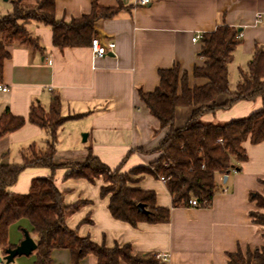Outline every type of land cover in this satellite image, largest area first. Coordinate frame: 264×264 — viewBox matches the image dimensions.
<instances>
[{
    "label": "crops",
    "instance_id": "1",
    "mask_svg": "<svg viewBox=\"0 0 264 264\" xmlns=\"http://www.w3.org/2000/svg\"><path fill=\"white\" fill-rule=\"evenodd\" d=\"M93 1L56 0V18L69 22L89 13ZM96 1L100 6L118 7L114 16L98 19L95 25L93 38L115 42V48L104 56H94L91 44L55 46L52 28L35 20L28 21L26 27L39 46L10 43L11 56L5 61L0 82L7 87L6 91L0 89V118L8 109L27 122L0 137V163L19 164L22 152L30 145L45 147L49 131L28 117L32 107L39 105L50 111L58 99L60 115L68 118L56 127L55 158L66 152L63 162H81L91 150L112 168L127 155L123 170L148 165L158 157L152 151L168 129H160L159 120L139 91L155 90L160 84L159 71L175 65L188 73L190 87L204 84L206 78L194 76L195 67L205 64V57L199 55L201 37L219 24L235 25L241 32V42L229 65L230 87L237 85L240 71L249 68L256 46L264 47V0H152L147 5H139L136 0ZM12 9V0H0V16ZM197 35L201 37L194 41ZM225 98L219 96L218 102ZM261 106V99H243L228 109L206 113L203 119L224 122L249 115ZM193 109V105L178 106L175 125H184ZM85 133L86 140L82 138ZM245 147L246 161L234 160L235 169L229 174L216 173L222 188L209 206H173L166 183L150 173L138 175L141 178L137 185L155 191L157 205L170 207L171 211L168 222H140L136 226L112 216L109 197L100 195L102 179L93 184L84 178H64L66 170L60 168L56 183L65 202L86 200L68 216L67 223L78 228L80 235H89L108 247L130 244L142 257L168 253L167 261L157 260L159 264H230L229 253L240 249L246 253L264 246V228L251 216L252 211L262 209L250 199L252 192L264 194V140L257 144L248 140ZM49 173L45 167L27 168L11 190L26 193L33 177ZM10 226L9 242L13 247L23 240L25 231L36 240L28 218ZM0 249L3 255L4 249ZM34 251L16 256L9 264H34ZM51 257L53 264H73L69 249H55ZM97 261L96 255L89 254L80 264Z\"/></svg>",
    "mask_w": 264,
    "mask_h": 264
},
{
    "label": "trees",
    "instance_id": "2",
    "mask_svg": "<svg viewBox=\"0 0 264 264\" xmlns=\"http://www.w3.org/2000/svg\"><path fill=\"white\" fill-rule=\"evenodd\" d=\"M12 3V11L0 16V82L5 61L11 56V42L39 46L38 40L27 30L28 21L49 25L55 46H87L92 42L98 19L110 18L118 12V7L100 6L94 0L91 12L67 22L56 18V0H12ZM238 33L235 25L224 23L202 34L199 55L205 57V64L195 67L194 76L206 78L204 84L190 87L188 73L175 65L159 71L160 84L155 90L139 91L142 101L159 120L160 129H168L152 151L158 157L148 165L123 170L127 155L112 168L91 150L82 162L57 163L56 127L68 117L60 115L58 99L53 101L50 111L39 105L32 107L28 120L49 131L50 138L43 148L32 144L25 149L21 163H0V248L14 246L9 242V227L28 218L37 240L34 264H53L51 253L55 249H69L73 264H80L89 254L97 256V264H159L152 257L138 255L130 244L108 247L93 241L89 235H80L78 228L70 227L68 216L86 200L67 204L56 183V172L63 168L66 170L64 178H84L93 184L102 179L100 195L109 197L112 216L133 226L140 222L170 220L171 208L157 205L155 191L137 185L141 178L138 175L143 173L168 177L166 185L172 194L173 206H189L191 198L198 199L202 207L212 204L214 195L222 188L216 173L229 174L234 160L244 162L248 159L246 141L257 144L264 140V47L256 46L249 68L240 71L237 85L231 89L229 65L241 42ZM221 95L226 98L218 102ZM243 99H261L262 106L249 115L224 122L203 119L206 113L228 109ZM188 105L194 106L191 116L184 125L177 127L176 108ZM25 122L26 118L15 116L7 109L0 118V137ZM30 167H45L50 173L33 177L26 193L12 191L21 172ZM250 199L262 209L252 211L251 216L264 228V194L252 192ZM138 203H143L148 212H141ZM229 263L264 264V246L246 253L242 249L229 253Z\"/></svg>",
    "mask_w": 264,
    "mask_h": 264
},
{
    "label": "built area",
    "instance_id": "3",
    "mask_svg": "<svg viewBox=\"0 0 264 264\" xmlns=\"http://www.w3.org/2000/svg\"><path fill=\"white\" fill-rule=\"evenodd\" d=\"M152 0H136V3L139 4V5H147L151 2ZM260 17V16H259ZM260 19V18H259ZM237 36H241V32L237 34ZM199 37L201 36H196V37H193V40L196 41L197 39H199ZM91 50H92V53L94 56H104L105 54H107V52L109 50H112L115 48V42H109V43H103L99 37H94L92 39V42H91ZM0 89L6 91L7 90V87L6 86H3V85H0ZM232 169H235V168H232ZM160 180L163 181L164 183H166L168 177L166 176H159ZM189 205L190 206H199V202H198V199L196 198H191L190 201H189ZM168 256L169 254L168 253H155L153 255V258L158 260V261H163V260H166L168 259ZM2 264H5V262H2Z\"/></svg>",
    "mask_w": 264,
    "mask_h": 264
},
{
    "label": "water",
    "instance_id": "4",
    "mask_svg": "<svg viewBox=\"0 0 264 264\" xmlns=\"http://www.w3.org/2000/svg\"><path fill=\"white\" fill-rule=\"evenodd\" d=\"M87 134H83V139L86 140ZM224 179L227 180V175L224 176ZM138 209L143 212L147 213L148 210L146 209L143 203H138ZM37 248L36 240L30 235L28 231H25V237L23 240L20 241L18 245L15 247H7L3 250V255H0V263L6 262L7 264L14 262L15 257L19 255H29Z\"/></svg>",
    "mask_w": 264,
    "mask_h": 264
},
{
    "label": "rangeland",
    "instance_id": "5",
    "mask_svg": "<svg viewBox=\"0 0 264 264\" xmlns=\"http://www.w3.org/2000/svg\"><path fill=\"white\" fill-rule=\"evenodd\" d=\"M235 81H233L232 83H234ZM235 86H236V83H234L233 85H232V87H230V88H232V89H234L235 88ZM82 138H83V135H82ZM67 154H66V152H60V153H58V156L55 158V161L57 162V163H59V162H63V160H64V158H65V156H66ZM82 162V161H81ZM153 170H154V168H153ZM18 228V232L19 233H21V234H24V233H22V230L20 229V226H17ZM13 229H15V228H13ZM1 250V249H0ZM0 254H1V251H0Z\"/></svg>",
    "mask_w": 264,
    "mask_h": 264
}]
</instances>
